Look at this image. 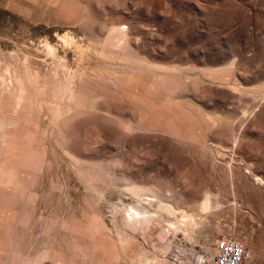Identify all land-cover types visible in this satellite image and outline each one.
I'll use <instances>...</instances> for the list:
<instances>
[{"label":"rangeland","instance_id":"374dc122","mask_svg":"<svg viewBox=\"0 0 264 264\" xmlns=\"http://www.w3.org/2000/svg\"><path fill=\"white\" fill-rule=\"evenodd\" d=\"M222 234L264 264V0H0V264Z\"/></svg>","mask_w":264,"mask_h":264},{"label":"built area","instance_id":"2783aa9c","mask_svg":"<svg viewBox=\"0 0 264 264\" xmlns=\"http://www.w3.org/2000/svg\"><path fill=\"white\" fill-rule=\"evenodd\" d=\"M246 247L242 241L229 235L217 236L212 244V264H246Z\"/></svg>","mask_w":264,"mask_h":264},{"label":"bare ground","instance_id":"6f19581e","mask_svg":"<svg viewBox=\"0 0 264 264\" xmlns=\"http://www.w3.org/2000/svg\"><path fill=\"white\" fill-rule=\"evenodd\" d=\"M133 210H134V209H133ZM136 211H138V210H136ZM138 212H139V211H138ZM133 213H134V212H133ZM139 213H140V212H139ZM140 214H141V213H140ZM131 215H134V214L131 213ZM134 216H136V215H134ZM139 216H140V215H139Z\"/></svg>","mask_w":264,"mask_h":264}]
</instances>
